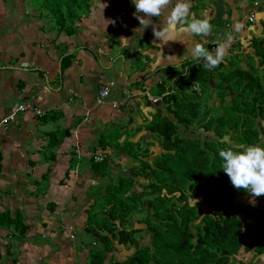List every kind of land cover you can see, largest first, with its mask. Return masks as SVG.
I'll return each instance as SVG.
<instances>
[{
	"label": "crops",
	"instance_id": "0c3cea01",
	"mask_svg": "<svg viewBox=\"0 0 264 264\" xmlns=\"http://www.w3.org/2000/svg\"><path fill=\"white\" fill-rule=\"evenodd\" d=\"M186 2L197 18L210 20L211 35H184L185 43L160 46L151 26L142 34L136 30L140 25L132 0H93L73 37H56L55 32L40 29L29 0L0 1V119L21 104L43 112L42 116L30 110L18 112L14 122L0 128V213L23 211L29 229L22 239L0 231V262L10 264L4 256L10 240L16 264H87L90 248L101 246L84 232L88 191L103 180L91 170L89 155L103 153L110 168L126 169L130 158L115 153L121 148L138 147L136 152L152 148L156 139L147 126L156 114L177 122L163 101L182 78L177 69L188 67L182 71L185 75L191 65L204 67L202 61L193 60L187 42L201 43L209 51L212 44L226 47L239 42L245 52L251 50L247 46L253 38L264 39V0ZM175 3L172 0L160 17H151L153 23L163 24ZM250 13L252 22L247 20ZM228 53L217 71L229 69V61L241 52ZM70 55L64 66L68 59L63 58ZM189 60L191 64L186 63ZM207 70L217 76L214 69ZM193 84L194 92L202 93L199 84ZM107 85L110 95L97 105L98 91ZM128 92L136 96L127 100ZM208 92L207 105L218 106L217 91ZM149 98L159 100L154 104ZM125 99L123 105L112 107ZM54 134L62 139L50 149ZM70 165L74 167L68 170ZM261 206L256 203V208ZM66 226L74 228V239ZM256 264H264V255Z\"/></svg>",
	"mask_w": 264,
	"mask_h": 264
},
{
	"label": "trees",
	"instance_id": "16d2710c",
	"mask_svg": "<svg viewBox=\"0 0 264 264\" xmlns=\"http://www.w3.org/2000/svg\"><path fill=\"white\" fill-rule=\"evenodd\" d=\"M29 2L31 15L41 22L40 29L53 31L56 37H73L77 24L89 15L93 0ZM227 46L226 53L235 49L241 53L235 55L236 61H229V69L214 71L217 76L178 73L185 79H179L174 92L163 99L177 122L162 119L160 114L149 121L147 129L156 139L151 146L159 142L163 152L146 160L155 155L154 150H143L139 158L141 152L134 151L138 147L127 151L121 148L115 154L130 158L128 175L123 167L110 168L105 156L98 163L90 158L91 170L103 179L104 191L99 195L88 191L84 232L91 242L98 241L101 246L90 248L87 264H254L264 255V205L255 208L257 197L231 185L219 157L220 150H239L237 146L264 142V39L253 38L247 46L251 50L245 52L239 42ZM70 58L72 55L63 58L68 59L64 66ZM193 81H201L202 93L196 94L194 89L189 93ZM205 89L217 91L219 98V105L211 106L210 111L207 100L211 94ZM59 135H53L50 149L60 145ZM156 160L161 164L149 165V161ZM73 167L70 165L68 170ZM156 170L159 174L155 176L152 173ZM238 194L245 198L237 205ZM192 198L197 201L195 207ZM203 204L209 212H202ZM219 209H230L233 214ZM98 217L108 219L110 226ZM24 220L23 211L5 210L0 213V231H10L22 239L29 230ZM144 234L149 236L148 245L140 242ZM4 256L10 264L17 263L10 240Z\"/></svg>",
	"mask_w": 264,
	"mask_h": 264
},
{
	"label": "clouds",
	"instance_id": "9594fccd",
	"mask_svg": "<svg viewBox=\"0 0 264 264\" xmlns=\"http://www.w3.org/2000/svg\"><path fill=\"white\" fill-rule=\"evenodd\" d=\"M132 3L135 7L133 15L140 25V28L136 30L142 34L144 29L151 26L155 40L161 42L160 46L170 41L185 43L182 42L184 35L204 37L211 35L213 26L210 20L197 18L194 13L190 12V5L186 0H176L163 24H154L151 17H160L163 10L172 3V0H132ZM140 13L144 15L141 16ZM127 39L120 38L121 41H127ZM187 43V48L191 47L193 60L202 61L203 66L209 70L219 66L226 55V48L223 43H216L212 51L198 42ZM237 148L239 150L228 148L219 151L223 172L236 189L246 190L253 198L264 195V147L252 145L248 147L237 146ZM192 202L195 207L197 201L192 198ZM250 202L254 203L255 201L253 199Z\"/></svg>",
	"mask_w": 264,
	"mask_h": 264
},
{
	"label": "rangeland",
	"instance_id": "374dc122",
	"mask_svg": "<svg viewBox=\"0 0 264 264\" xmlns=\"http://www.w3.org/2000/svg\"><path fill=\"white\" fill-rule=\"evenodd\" d=\"M0 1H3V0H0ZM27 4H29V3H27ZM228 60L230 59V56L227 58ZM194 62V61H193ZM192 63V61L191 60H189V62H188V64H191ZM202 63H200L199 65H201ZM199 65H197V66H193V65H191V67H189V75H198L199 73H201L202 74V77H204V78H206V76L208 75H211V71L209 72L206 68H204V67H200ZM221 67H222V65H221ZM224 69H225V67H223ZM188 70V67L186 68L185 67V69H183L182 67H180V68H178L177 69V72H182L183 70ZM223 69V70H224ZM215 71H217L218 70V66L214 69ZM198 72V74H197V72ZM217 81V80H216ZM198 84H199V86L203 89V84L201 83V81H196ZM191 90H193V88L191 87L190 89H189V93H190V91ZM208 91V89H205V91ZM188 93V94H189ZM185 94V93H184ZM195 95V94H194ZM186 96H187V94H186ZM203 97H204V95H203ZM209 105H211V104H209ZM202 106V105H201ZM209 107V110L208 111H210V107L211 106H208ZM204 107H201V109L202 110H204L203 109ZM115 112H117V110H114ZM264 118V117H263ZM113 133V132H112ZM115 133V132H114ZM159 142H157V145H155V147H153V148H149V152L151 153L152 152V150H154L155 151V155H158L159 153H160V150H162V152H163V148H161V146H160V148L158 147V144ZM151 144H153V142L151 143ZM264 144V142H259V145L261 146V145H263ZM139 152H141V155H139V158H141V156L143 155V150H139ZM150 156V155H149ZM154 155H151L150 157H148V158H145L146 160H148L149 158H152ZM150 160V159H149ZM123 162H125V160H123ZM150 163H149V165L151 166V165H154V164H156V163H158V164H161L160 162H158L157 160L154 162V161H152V163H151V161H149ZM85 165H83L82 167H84ZM124 170H126V169H124ZM159 174V172L156 170V172L155 171H153V173L152 174H154L155 176H156V174ZM135 180H137L136 178H135ZM91 191H93V192H96L97 194L99 193L100 194V191H104V185H103V183L102 182H100V183H98L97 185H93V186H91ZM98 194V195H99ZM106 194V193H105ZM245 195H247V194H245ZM244 198H245V196H242V195H240V194H238V196H236V202H243V200H244ZM248 199H251V198H248ZM257 202L258 203H262V206L260 207V208H262L263 207V202H264V195H262V196H260V197H257ZM172 201H175V199H173ZM99 204H101V203H103V198L102 197H100L99 198ZM256 202V203H257ZM147 203H149V200L147 201ZM247 203H249L248 201H247ZM191 204H193V202H191ZM143 208H145V206L143 207ZM255 208H256V204H255ZM201 210H202V212L203 213H205V212H209V209H208V206L207 205H201ZM233 210V209H232ZM231 212V214H233L232 213V211H230ZM141 215V214H140ZM101 218H102V224L103 223H106V225L107 224H109V220L108 219H105V218H103V217H98V218H96V219H98V220H101ZM151 218H152V216H151ZM109 226H110V224H109ZM136 227H142V225H137ZM126 229L127 230H129V228H127L126 227ZM135 237V236H134ZM78 240H80V237H78ZM142 244H144V245H148L149 244V236L148 235H146V234H144V237H143V239H142V241H140ZM90 244V243H89ZM91 246V245H90ZM129 247V246H128ZM127 247V248H128ZM0 264H6V263H4L3 261L2 262H0ZM254 264H256V260L254 261Z\"/></svg>",
	"mask_w": 264,
	"mask_h": 264
},
{
	"label": "built area",
	"instance_id": "2783aa9c",
	"mask_svg": "<svg viewBox=\"0 0 264 264\" xmlns=\"http://www.w3.org/2000/svg\"><path fill=\"white\" fill-rule=\"evenodd\" d=\"M253 19H254V14L250 13L247 20L249 22H252ZM214 48H215V44H212L210 46V51H212ZM225 48L228 49V46H226ZM193 88L196 89V86H194ZM109 95H110V85L101 87L100 90L98 91V95L96 97V104L97 105H102L108 99ZM125 96H126L127 100H130V98L135 97L136 94L133 93V92H128V93H126ZM149 99L154 104L156 102H158V100H159L158 98H149ZM123 103H126V99L124 100V102H119V103L113 102L112 103V107L113 108H117L118 106L123 105ZM29 110L32 111L36 116H42L43 115V112L41 110L33 108V106L30 105V104L16 105L9 115H7V116L3 117L2 119H0V128H2L3 126H5L8 123L14 122L16 120V114L18 112L29 111ZM89 156L96 163L101 162L103 160V158H104V154L103 153H99V154L92 153ZM73 229L74 228H72L70 226H68V227L66 226V231L69 234V238L70 239H74L75 238Z\"/></svg>",
	"mask_w": 264,
	"mask_h": 264
},
{
	"label": "water",
	"instance_id": "95a60500",
	"mask_svg": "<svg viewBox=\"0 0 264 264\" xmlns=\"http://www.w3.org/2000/svg\"><path fill=\"white\" fill-rule=\"evenodd\" d=\"M241 203H242V201H241ZM235 204H240V202H235ZM219 211H221V212H223V213H229V214H231V210L230 209H219ZM233 213V212H232ZM237 215H239L240 216V214L239 213H236ZM232 215V214H231Z\"/></svg>",
	"mask_w": 264,
	"mask_h": 264
}]
</instances>
